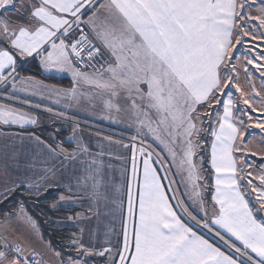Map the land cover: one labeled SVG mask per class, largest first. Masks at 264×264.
Wrapping results in <instances>:
<instances>
[{
  "label": "snow or ice",
  "instance_id": "snow-or-ice-1",
  "mask_svg": "<svg viewBox=\"0 0 264 264\" xmlns=\"http://www.w3.org/2000/svg\"><path fill=\"white\" fill-rule=\"evenodd\" d=\"M26 57H38L45 72L70 73L72 86L50 87L19 77L17 61ZM241 72L248 92L236 83ZM254 76L264 84V0H0V100L8 101L0 103V127L37 124V117L12 106L32 107L28 98H16L35 95L29 87L46 92L54 107L68 101L65 110L72 111V102L90 96L81 91L85 85L108 97V115L102 119L114 120L113 111L122 108L113 101L124 96L136 124L130 143L120 145L132 153L126 210L123 199H111L112 211H120L119 231L110 229L102 246L94 232L85 240L83 228L80 235L70 234L60 252L49 241L45 246L54 257L49 264H91L96 258L104 264H264V217L257 216L264 213V164L254 172L248 157L257 153L246 150L253 121L264 136V95L256 90ZM55 115L77 125L68 138L77 143L76 151L59 153L81 165L76 186L89 188L97 203H107V191H100L102 161L75 139L80 122L63 112ZM206 131L215 178L211 214L204 200V157L197 152L205 147ZM19 139L58 154L39 136ZM153 143L162 146L160 151ZM236 154L243 158L239 164ZM20 155H8L13 164L0 169V209L17 195L60 187L49 178L51 168L34 181L26 173L35 165L26 164L21 175ZM65 190L73 194L71 186ZM67 199L58 196L51 208ZM17 204L0 220V264H44L33 244L9 239L13 222L26 223L34 234L37 230L23 201Z\"/></svg>",
  "mask_w": 264,
  "mask_h": 264
},
{
  "label": "crops",
  "instance_id": "crops-1",
  "mask_svg": "<svg viewBox=\"0 0 264 264\" xmlns=\"http://www.w3.org/2000/svg\"><path fill=\"white\" fill-rule=\"evenodd\" d=\"M105 2V0H101V3ZM251 15H256L255 9H252ZM9 13H5V15H8ZM12 16H15V13H11ZM88 15H91V13H88ZM35 66L37 65L39 73L44 77H55L58 79H63L64 81L62 83H58L55 81H49L45 80L41 77H38L36 75H33L31 73L26 72L24 73V69L28 68L31 69V65ZM33 68V67H32ZM17 72L18 76L22 78H29L32 80H35L38 82V84L47 85L50 87H59V88H70L72 86V80L70 78V73H48L43 71L42 66L39 64V58H33V57H26V58H20L17 61ZM243 74V73H242ZM107 75V74H105ZM255 88L258 92L261 93V95H264V84L256 78L253 77ZM238 84V83H237ZM239 86L245 91H250L248 81L245 79V77L242 78V82L239 84ZM142 87L146 88V86L142 85ZM81 91H88L90 93V96L87 99H82L80 103L72 102L71 105H77L81 109V112L84 114V116L93 118L94 120H109V119H102L101 117H105L108 115V113L105 110L104 101L108 99V97L100 96L96 94L92 89L91 86H83L81 88ZM29 93H35V95L31 96L30 98L27 97L24 93H19L17 95V99H29V102L31 103L32 107H24L22 105H12L14 107L21 108L22 111L30 113L32 116L37 117V124L36 125H27L23 129L36 127L41 123V117L40 113L36 111L37 109H40V106H51L52 103L49 102V97L46 92L42 91L41 89L29 87L28 88ZM95 98H92V97ZM55 99L54 97L52 98ZM65 104H69L66 100H61ZM114 103H118L122 111L118 114L113 111L112 116L114 117V120H110L112 124H116L115 126H121L126 128V130H129L135 135L134 129L136 128V124L128 111V105L131 103L130 100H128L126 97L121 96L120 99L114 100ZM139 102V101H138ZM0 103H8V101L0 100ZM59 107V106H58ZM36 109V110H35ZM203 109H201L202 111ZM42 112H45L46 114H51L48 111L43 110ZM49 118V115H47ZM206 128V124H205ZM17 129V130H15ZM102 130H105L103 128H100ZM21 128L17 126L12 127H0V133H4V135H0V169L3 168L5 164L12 165L13 161L7 159V156L10 155L13 152H19L20 155V164H21V175H24L23 172V166L26 164H34L35 167L32 171L26 173L28 176H30L34 181L36 177L43 174L42 170L44 168H51L54 169V175L52 173H49V178L52 179L55 183H58L60 185V189L63 191L61 192L60 196H65L67 199L65 205H73L81 208L83 211L72 217L71 224L76 226L78 231L76 235H80V229H85V240L88 239V232H94L95 233V239L98 244V246H102L103 242L106 239V233L111 236L110 229H115L119 231L120 229V211H112L113 208L116 206L111 203V199L115 198L117 202H119L120 199H123L125 202V210H126V191H127V174L130 172L131 168V150L125 149L121 147V144H129L130 141H127L125 138L122 139V141L125 142H119L117 140L112 139V135L100 132V131H80L76 134V140H78L80 143L87 144L93 154H95V158L98 161H102V171H103V186L101 187L100 191L105 192L107 191L109 195V201L105 203L104 201H100L97 203L96 201L90 199V189L85 188L83 186L77 187L76 186V180L75 176L82 175L80 169L81 165L79 162L73 164L70 163L67 159H65L64 155L59 154L61 151L64 153H70L74 152L77 149V143L75 142H68L72 145L71 148H64L62 146H55L53 148H57L56 155L50 154L47 149H43L35 144L34 141L30 140H23L21 141L19 139L20 136L28 137L30 135H35L33 133L28 132H22ZM88 130V129H87ZM128 132V131H127ZM250 135L247 137V151L249 152H255L257 153L256 156H249V160L251 164L253 165V170L255 172V169L257 166L264 164V161L257 162L256 159H260V155L264 154V144L260 143L262 139H264V136L261 135L260 131L255 128V122L253 121V127L249 129ZM72 131L69 134L72 135ZM206 138L208 139V153H209V161H210V151H211V138L209 137L207 131L205 132ZM37 136V135H35ZM68 136V137H69ZM125 136V135H124ZM118 137V136H117ZM127 137V136H126ZM41 140H43L41 138ZM44 141V140H43ZM109 141H112V143H109ZM149 142L152 143V138L149 137ZM46 142V141H45ZM47 143V142H46ZM201 143L203 144V141L201 140ZM49 145V143H47ZM153 145L157 147L160 151V148L162 146H157V144ZM239 154L235 155V159L237 160V163L242 162V157L239 158ZM91 160L93 157H85L80 156L78 160ZM127 161V162H126ZM63 164V167L61 165ZM247 167V165H246ZM209 168H210V181L208 184V190L209 195L206 196V198L209 200V205L207 206L209 214H211L212 206H211V195L214 191V170L211 169V165L209 162ZM75 169V171H74ZM127 170V172H126ZM15 175V174H14ZM177 180L180 179L179 176L176 177ZM71 186L73 194L70 196L69 192L65 189L67 187ZM135 188V183L133 185ZM181 189L183 188V185H178ZM56 188L55 185L51 188ZM247 199L250 203H255V197L251 193L248 194ZM97 210H99V216L96 215ZM258 218L264 217V213H257ZM114 239V237H112ZM207 238V237H206ZM46 243H44V246ZM46 247V246H45ZM47 249V248H46ZM38 251L43 253L42 260L44 261V264H49L46 261V251L45 248L38 249ZM40 258V257H39ZM41 259V258H40Z\"/></svg>",
  "mask_w": 264,
  "mask_h": 264
},
{
  "label": "trees",
  "instance_id": "trees-1",
  "mask_svg": "<svg viewBox=\"0 0 264 264\" xmlns=\"http://www.w3.org/2000/svg\"><path fill=\"white\" fill-rule=\"evenodd\" d=\"M30 66L31 69L25 68L23 70L24 73L29 71V73L45 80L55 81L58 83H62L64 81L63 79L55 77H44L39 73L37 65L32 66L31 64ZM44 116L45 117H42L41 123L38 126L22 129L20 131L33 133L53 147L62 146L64 148H71L72 145L67 141V137L72 131L70 123L64 121H51L49 118H46L48 117L47 115ZM56 129H61V131L56 134ZM201 140L203 141L205 147L203 149H199V153H202L204 157L203 167L210 176L208 153L209 144L205 133ZM256 160L257 162L262 161V159ZM208 178L210 181V177ZM62 191L63 190L60 188H54L40 194H33L31 196L27 194L17 195L14 200H10L3 206L2 209H0V219H3L4 213L15 210L18 207V201H23L24 210L35 222L39 235L43 237V242L47 244V242L50 241L51 249L56 252H60L63 250V245L68 243L70 234H77L78 231L76 226L66 224L65 222L69 221V217H74L83 211L81 208L73 205H64L55 209L51 208V205L57 202V197L60 196Z\"/></svg>",
  "mask_w": 264,
  "mask_h": 264
},
{
  "label": "rangeland",
  "instance_id": "rangeland-1",
  "mask_svg": "<svg viewBox=\"0 0 264 264\" xmlns=\"http://www.w3.org/2000/svg\"><path fill=\"white\" fill-rule=\"evenodd\" d=\"M250 11H253V10H250ZM243 50L244 49H242V51ZM243 58L244 57L241 56L240 57V61H242ZM240 61H237V64L241 68H243V65L240 63ZM243 77L244 76H243V74L241 72L239 77H238V79H237V81H236V83L240 84L242 82V78ZM60 105L61 106H59V107H54L53 105L45 106V107L44 106L43 107L40 106L41 107L40 109H43V110L46 111V109L52 108V112L50 114L51 117H49V120L58 121V122L59 121L68 122V123H70V125L72 127V130H73V127H77V125L75 123L69 122L66 119H62L61 117H59V116H57L55 114L63 112L64 116L71 117L73 121H79L80 123L78 124L77 133L80 132V131H82V132L91 131L92 132L93 130L100 131V132H105V133H108V134L112 135V139L117 140L119 142H125V143H128L127 141H130V139H128V138H131V137L135 136L132 132H130L129 130H126V128H124V126L123 127H121V126L120 127L119 126L116 127L115 126L116 124L115 125L112 124L110 122V120H108V121L107 120H102V121L98 120L97 121V120H94L93 118H90L91 116L90 117L84 116V114L81 112V109L79 108V106H77L75 104L71 105V108L73 109L72 111H66L65 110L69 106V104H65L63 101H60ZM43 110L37 109L36 111L42 112ZM40 116H41V118L45 117L42 114H40ZM46 118H48V117H46ZM100 128H103L105 130H102ZM206 128H207V125H206ZM71 136H73V133L69 137H71ZM69 137H67L68 141H69V139H68ZM124 138L127 141H124V140L122 141V139H124ZM137 139H140V138L138 137ZM69 142H72V141H69ZM147 143H151V142L147 141ZM152 147L154 149H156V151H159V149L157 147H155L153 144H152ZM197 152L199 153V149H197ZM239 158H241V157L239 156ZM196 163H197L198 166H200L201 161H200L199 156L196 157ZM245 167H246V165H245ZM202 175L205 177L206 183L208 185L209 184V178L208 177H210V176H209L208 172L205 170V168L203 167V164H202ZM208 195H209V190L206 193H204V200H205L206 207L209 205V200L206 198V196H208ZM0 220H2V219H0ZM71 221H72V219L67 221V222H65V223L66 224H71ZM37 236H40L38 230H36L35 234L32 233V231L30 229V226L27 225L24 222H13L12 225H11L9 239L13 240V242H17V241H19L21 243L30 242L31 244H33L35 246L37 251H38V249H40V247L41 248H45L46 255H47V257L45 258L46 261L48 263L53 261L54 257H53L52 251L48 247H45L44 246V242L43 241H39L37 239ZM91 264H104V261L100 260L99 258H96V259H93L91 261Z\"/></svg>",
  "mask_w": 264,
  "mask_h": 264
},
{
  "label": "built area",
  "instance_id": "built-area-1",
  "mask_svg": "<svg viewBox=\"0 0 264 264\" xmlns=\"http://www.w3.org/2000/svg\"><path fill=\"white\" fill-rule=\"evenodd\" d=\"M94 63H96L95 61H94ZM100 63H103V61H101ZM97 67H99V64H97ZM38 113H40V114H43V115H49V117H51V115L50 114H46L45 112H39L38 111ZM202 232H203V234L208 238V233L206 232V231H204V230H201ZM217 243H219L218 241H217ZM38 259H40L39 257H37Z\"/></svg>",
  "mask_w": 264,
  "mask_h": 264
}]
</instances>
